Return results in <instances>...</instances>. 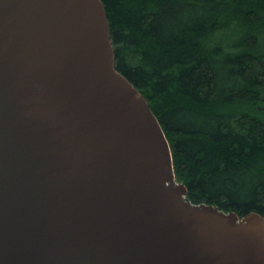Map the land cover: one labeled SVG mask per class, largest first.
I'll list each match as a JSON object with an SVG mask.
<instances>
[{"label":"water","instance_id":"95a60500","mask_svg":"<svg viewBox=\"0 0 264 264\" xmlns=\"http://www.w3.org/2000/svg\"><path fill=\"white\" fill-rule=\"evenodd\" d=\"M102 0H0V264H264V215L195 204Z\"/></svg>","mask_w":264,"mask_h":264},{"label":"trees","instance_id":"16d2710c","mask_svg":"<svg viewBox=\"0 0 264 264\" xmlns=\"http://www.w3.org/2000/svg\"><path fill=\"white\" fill-rule=\"evenodd\" d=\"M192 203L264 215V0H102Z\"/></svg>","mask_w":264,"mask_h":264}]
</instances>
